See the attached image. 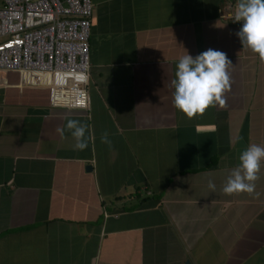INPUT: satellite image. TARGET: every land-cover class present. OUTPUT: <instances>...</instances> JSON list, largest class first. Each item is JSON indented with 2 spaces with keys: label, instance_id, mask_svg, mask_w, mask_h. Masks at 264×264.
<instances>
[{
  "label": "crops",
  "instance_id": "obj_1",
  "mask_svg": "<svg viewBox=\"0 0 264 264\" xmlns=\"http://www.w3.org/2000/svg\"><path fill=\"white\" fill-rule=\"evenodd\" d=\"M239 2L92 0L83 111L0 73V264H264V161L253 193L223 192L242 152L264 147V63L219 18ZM208 49L231 61V88L189 120L172 80Z\"/></svg>",
  "mask_w": 264,
  "mask_h": 264
},
{
  "label": "built area",
  "instance_id": "obj_2",
  "mask_svg": "<svg viewBox=\"0 0 264 264\" xmlns=\"http://www.w3.org/2000/svg\"><path fill=\"white\" fill-rule=\"evenodd\" d=\"M93 10L92 0H0V73L46 86L52 106L86 110ZM218 12L235 22V15Z\"/></svg>",
  "mask_w": 264,
  "mask_h": 264
},
{
  "label": "clouds",
  "instance_id": "obj_3",
  "mask_svg": "<svg viewBox=\"0 0 264 264\" xmlns=\"http://www.w3.org/2000/svg\"><path fill=\"white\" fill-rule=\"evenodd\" d=\"M243 22L237 33L243 47L258 54L264 63V0H240L235 13V22ZM232 65L227 55L221 51L208 49L193 58L187 54L180 58L176 78L172 80L174 106L189 120L203 115L209 107L226 106L224 94L230 90L228 67ZM66 129L76 139V148H87L85 139L86 125L76 120H68ZM63 137L65 128H58ZM101 142L111 146L108 133L101 136ZM239 166L232 171L223 188L226 195L254 192L255 181L261 163L264 161V147L250 145L240 156ZM208 186L213 191L215 184L209 180Z\"/></svg>",
  "mask_w": 264,
  "mask_h": 264
},
{
  "label": "water",
  "instance_id": "obj_4",
  "mask_svg": "<svg viewBox=\"0 0 264 264\" xmlns=\"http://www.w3.org/2000/svg\"><path fill=\"white\" fill-rule=\"evenodd\" d=\"M87 170H91V167L88 166V167H87ZM185 264H190V263H189V262H186Z\"/></svg>",
  "mask_w": 264,
  "mask_h": 264
}]
</instances>
